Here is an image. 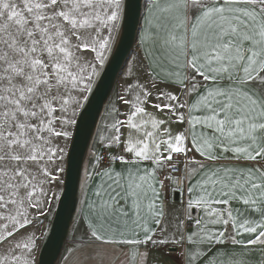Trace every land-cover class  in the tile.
<instances>
[{"label":"snow or ice","instance_id":"6c2138e0","mask_svg":"<svg viewBox=\"0 0 264 264\" xmlns=\"http://www.w3.org/2000/svg\"><path fill=\"white\" fill-rule=\"evenodd\" d=\"M124 7V0H0V245H8L0 264H38L40 238L19 234L61 198L56 182L64 189L74 131ZM147 13L140 44L152 45L151 88L129 84L117 97L125 109L110 105L98 126L95 144L105 151L90 153L82 184L98 178L89 235L108 245L178 246L192 264L215 246H264V0H151ZM153 89L164 103L151 101ZM186 116L188 127L174 136L162 127ZM193 150L203 160L188 159L183 178L163 174L178 171L173 154ZM185 179L189 199L169 231L161 193L166 181ZM139 254L145 264L148 252Z\"/></svg>","mask_w":264,"mask_h":264},{"label":"crops","instance_id":"0c3cea01","mask_svg":"<svg viewBox=\"0 0 264 264\" xmlns=\"http://www.w3.org/2000/svg\"><path fill=\"white\" fill-rule=\"evenodd\" d=\"M151 0H142V9H141V18L140 23L136 35V41L133 47L134 55L131 57L126 65L120 71L116 80H118V92L116 97L119 95L125 94V89L129 84L141 83L145 86L151 88L152 81V72L153 69L150 67L149 60L145 55V49L151 48L152 45L148 44L145 46H141L140 44V36L141 33L146 28V17H147V9ZM175 21L168 20L167 25L169 29H171L172 24ZM178 35L180 33H177ZM162 35H166L162 33ZM113 47V46H112ZM154 55H159V48H157L154 52ZM197 79H200L197 77ZM117 84V83H115ZM114 84V85H115ZM114 88V87H113ZM167 90V89H166ZM203 89H201L202 91ZM172 91H176L172 89ZM153 95L151 97V101L153 103L160 102L164 103V101H156V90H152ZM127 99H131V95L126 97ZM196 96L193 95L191 97H187L188 103H192L195 100ZM181 99H185V97H181ZM111 105H118L121 109H125V106L120 103L117 99L112 102ZM105 107V106H104ZM106 108V107H105ZM104 108V109H105ZM109 108V107H108ZM149 112L156 114L159 118L167 119L168 113L165 110L164 113H158L156 109L152 108L150 105L147 107ZM104 110L102 109L101 112ZM185 111L186 110H182ZM103 114V113H102ZM200 114V113H196ZM123 118V117H122ZM104 119L98 120L96 127L94 129L93 135L91 137L89 143V154L85 156L87 163L86 169H90L91 156L90 153L94 150L97 152L103 151L98 145L95 144V136L98 130V126L104 123ZM162 127H169L170 134L175 135L177 132L184 131L187 125V116L185 122L183 124H166ZM198 130L200 126H197ZM124 131L125 136L127 135V129H122ZM124 137H122L123 139ZM92 142V143H91ZM189 147H191L190 139L186 142ZM107 151L115 152L116 149H108ZM87 153V152H86ZM195 158L197 160H203L202 157L199 156L195 151H191L187 155V159ZM105 165L102 164L101 167ZM146 167H152L151 163L146 162L144 165ZM211 166V165H209ZM123 167L119 163L116 164V168L120 169ZM197 167V165H193L192 168ZM166 174V171L165 173ZM162 174V175H163ZM85 176V174H84ZM199 176H195L192 179V183H195V180L198 179ZM98 178H94L87 188H82L83 180L79 181L78 187V201H77V209L74 213L73 219L71 221L68 234L66 236L63 248L61 253L55 264H142V257L139 253L148 252L147 260L145 264H192L191 261L183 254L182 249L178 246L169 245L168 248H157L154 247L151 243L144 245H108L102 244L100 241L94 240L89 235V229L87 227L88 221L91 220L93 223H96L95 217L89 210L88 200L94 199L92 195V190L95 187ZM81 183V185H80ZM189 186V181L187 179L184 180V188L176 189L174 184L171 181H166V189L162 191L161 196L165 198V217L163 223L168 224L169 231L172 230V223L175 221L177 217L183 218L184 215V207L186 205L187 200L189 199V195L187 193V187ZM175 189V190H174ZM85 192L87 193V199L85 198ZM175 192H178V198L175 199ZM233 207H238V205L233 204ZM239 207H243L239 205ZM198 215L196 210H193V217ZM248 216L255 217L254 213L248 212L246 213ZM153 228L157 226L155 224L151 225ZM163 226V224L161 225ZM188 232L193 231L192 227L187 229ZM41 232V231H40ZM41 234V233H40ZM40 235L38 234V237ZM140 238H143V233L140 234ZM251 237L245 235L243 237L244 240H248ZM5 247H8L7 243L1 246L3 250ZM175 247V251H170L169 249ZM187 248H195L194 245H186ZM262 245L249 246L247 248L240 246H233L231 244H226L223 246H215L210 251H207V255L202 256L198 260L195 261V264H205V261L212 258L215 260V264H227L229 260H239L244 259L246 261L251 262V264H261V261L264 260V254H262Z\"/></svg>","mask_w":264,"mask_h":264},{"label":"water","instance_id":"95a60500","mask_svg":"<svg viewBox=\"0 0 264 264\" xmlns=\"http://www.w3.org/2000/svg\"><path fill=\"white\" fill-rule=\"evenodd\" d=\"M124 6L120 33L74 131L71 155L67 160V170L64 172V189L56 203L48 233L40 247L38 264H55L60 255L76 211L81 168L91 137L116 78L134 47L141 18L142 0H124ZM177 198L178 192H175V199Z\"/></svg>","mask_w":264,"mask_h":264},{"label":"rangeland","instance_id":"374dc122","mask_svg":"<svg viewBox=\"0 0 264 264\" xmlns=\"http://www.w3.org/2000/svg\"><path fill=\"white\" fill-rule=\"evenodd\" d=\"M113 46H114V44H113ZM113 48V47H112ZM111 53V52H110ZM110 53L108 54V57H109V55H110ZM83 55L86 57V58H91L92 57V55H94L93 53H91L90 51H88V50H83ZM133 55H134V51H133V49H132V51H131V53L129 54V56H128V58H127V60L125 61V63H127V61L131 58V57H133ZM124 63V65H126ZM124 65H123V67H124ZM117 79V78H116ZM97 80V79H96ZM115 83H117V84H115L113 87V89H112V91H111V93H110V95H109V97H108V99H107V101L105 102V104H104V106L106 107H104L103 106V112H101L100 113V116H99V118H98V120H101V119H104V117H105V115H106V111L108 110V107L112 104V102L113 101H115L116 99H117V97H116V94H117V92H118V80H116L115 81ZM105 108V109H104ZM103 113V114H102ZM60 143L61 144H63L64 142L61 140L60 141ZM92 143V142H91ZM88 150H89V148H88ZM87 154H89V151H87V153H86V155ZM85 155V156H86ZM85 159V158H84ZM86 160H84L83 161V164H82V168H81V175H80V179H81V181L83 180V178H84V174H85V169H86V166H87V163L85 162ZM60 176H61V178L62 179H64V173H61L60 174ZM57 183V188H56V191H57V193H58V195L61 193V191H62V189L59 187V181H57L56 182ZM80 185H81V183H80ZM56 203H57V201H54L53 202V205H52V207H53V212L52 213H50V214H48V215H46V216H44V217H39L38 216V214H36L37 215V221H36V223L34 224V225H32V226H29V227H27V228H25V229H23V230H21V232H20V234H19V236H23V235H25V234H27V233H32V232H35V234L38 236V234L40 235L39 236V248H38V253H39V251H40V247H41V245H42V243H43V241H44V239H45V237H46V235H47V233H48V230H49V227H50V224H51V221H52V218H53V214H54V210H55V207H56ZM77 209V208H76ZM41 231V232H40ZM41 233V234H40ZM19 236L18 237H14V239H18L19 238ZM65 242V241H64ZM1 246L2 245H0V255H3V254H5V250L7 249V247H5L3 250L1 249ZM63 248V247H62ZM62 250V249H61ZM61 253V252H60Z\"/></svg>","mask_w":264,"mask_h":264},{"label":"built area","instance_id":"2783aa9c","mask_svg":"<svg viewBox=\"0 0 264 264\" xmlns=\"http://www.w3.org/2000/svg\"><path fill=\"white\" fill-rule=\"evenodd\" d=\"M187 160L188 159L183 154H173L172 163L176 164L178 171L166 170V174H168V172L170 171L171 175L176 177L177 181H179L181 178L185 176V163L187 162ZM193 165L194 164L190 165V167H192ZM174 186L176 189H181V188L183 189L184 183L182 185L177 183V184H174Z\"/></svg>","mask_w":264,"mask_h":264}]
</instances>
